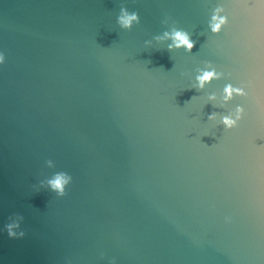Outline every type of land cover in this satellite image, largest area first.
Segmentation results:
<instances>
[{"label": "water", "instance_id": "95a60500", "mask_svg": "<svg viewBox=\"0 0 264 264\" xmlns=\"http://www.w3.org/2000/svg\"><path fill=\"white\" fill-rule=\"evenodd\" d=\"M0 53V264H264V0H0Z\"/></svg>", "mask_w": 264, "mask_h": 264}, {"label": "clouds", "instance_id": "9594fccd", "mask_svg": "<svg viewBox=\"0 0 264 264\" xmlns=\"http://www.w3.org/2000/svg\"><path fill=\"white\" fill-rule=\"evenodd\" d=\"M120 12L121 15L118 16L117 21L122 28L130 29L132 27L133 21L139 23V15L136 12L130 13L124 7H121ZM224 23H226L225 17L214 15L212 17V21L210 22L209 26L213 32H219ZM164 35L170 36L171 39L173 40V44H170L168 46L169 49L175 46V47H185L188 51H191V49L194 47L195 41L191 39L190 35L186 31L173 29L171 33L165 32ZM157 39H159V37H157ZM4 60H5L4 55L0 53V63H3ZM216 76L217 73L215 72V70L202 71V74L197 77L199 81V86L203 87L206 82H209L212 78ZM233 92L243 94L241 89H234L231 85H227L225 87V99H230L232 97ZM237 111L239 114L236 116L235 119H233L231 116H225L223 118L222 122L226 128L230 129L236 126L237 121L241 118L243 109L238 107ZM212 118L213 116L210 115L209 119ZM47 164L49 167H52L53 161L48 160ZM71 180H72L71 175H69L66 172L60 171L54 173L53 176L47 180V184L50 186V189L54 191L58 196L63 197L64 195H66V185H68L71 182ZM40 183L43 184V181H41ZM15 217L16 219L12 223L6 225L7 233L11 238L23 237L25 235L24 231L17 232L16 230L20 228V222L23 220V216L16 214ZM113 264H115L114 261Z\"/></svg>", "mask_w": 264, "mask_h": 264}]
</instances>
